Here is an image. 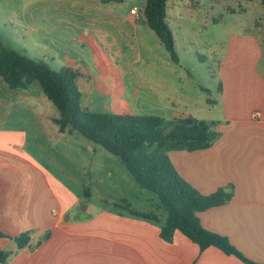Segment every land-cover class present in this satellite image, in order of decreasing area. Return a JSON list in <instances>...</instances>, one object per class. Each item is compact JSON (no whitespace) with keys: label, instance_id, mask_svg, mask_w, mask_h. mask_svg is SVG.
<instances>
[{"label":"crops","instance_id":"obj_1","mask_svg":"<svg viewBox=\"0 0 264 264\" xmlns=\"http://www.w3.org/2000/svg\"><path fill=\"white\" fill-rule=\"evenodd\" d=\"M57 25L61 29H55L56 51L62 58L58 65L78 72L84 107L96 113L125 110L148 115L133 105L140 99V90L129 84L126 70L114 73L115 68L110 72L97 64L82 66L83 33L76 34V28L64 21ZM98 31V43L103 46L108 34ZM87 52L93 55V50ZM33 86L22 91L32 94ZM227 88L225 118L217 121L220 138L208 149L172 151L169 158L181 177L203 195L232 186L230 202L198 213L201 225L229 238L245 257L264 264V81L242 85L229 80ZM39 93L43 104L32 97H14L6 108L8 100H0V233L5 235L0 237V249L9 253L0 264H245L217 248L200 251L180 232L172 242L164 241L160 232L167 213L160 202L155 209L144 208V199L141 209L129 204L131 210L156 213L159 222L131 215L127 205H120L119 211L89 203L86 217H81L75 210L81 199L76 192L78 186L81 190L78 154L80 147L94 152L96 148L76 131L60 132L55 123L59 114L45 111L50 106L45 94ZM11 109L23 115L13 119L1 114ZM256 111L261 118H253ZM165 112H173L172 118L181 116L175 110ZM65 175L71 189L64 186ZM25 232L31 233V241L21 249L14 237Z\"/></svg>","mask_w":264,"mask_h":264},{"label":"rangeland","instance_id":"obj_2","mask_svg":"<svg viewBox=\"0 0 264 264\" xmlns=\"http://www.w3.org/2000/svg\"><path fill=\"white\" fill-rule=\"evenodd\" d=\"M145 6L146 0L109 4L99 0H0V46L45 61L58 70L62 58L56 51L55 29L60 21L67 22L76 28V34L83 33L86 38V49L81 48L85 54L82 66L97 64L110 72L115 68L114 73L126 70L129 84L134 83L140 90V99L137 102L131 99L133 105L139 112L163 113L161 117L167 119H172L173 112L168 115L165 110L171 109L181 115L217 122L225 118L229 80L242 85L264 81L262 0H168L167 22L177 61L148 27ZM134 7L138 16H130ZM130 19L139 20L140 24L136 27ZM102 29L108 34L103 37V46L97 36ZM89 49L93 55L88 54ZM33 87L32 94L11 90L0 77V100H8L6 108L11 107L14 97L17 100L32 97L43 104L39 93L43 92L42 87L39 83ZM46 100L50 107L45 111L58 115L57 108ZM1 114H10L9 118L15 119L23 111L1 110ZM78 136L96 148L94 152L80 147L78 154L82 166L78 172L81 190L78 186L76 192L81 193V199L75 210L81 217H86L84 210L89 203L119 211L120 205L130 208L129 204L135 209L145 204L144 208L155 209L159 203L157 195L136 184L119 157L81 134ZM63 180L64 186L71 189L69 177L65 175ZM73 187L76 189L77 185ZM85 189H89V197L82 194ZM67 197L64 193L65 201Z\"/></svg>","mask_w":264,"mask_h":264},{"label":"trees","instance_id":"obj_3","mask_svg":"<svg viewBox=\"0 0 264 264\" xmlns=\"http://www.w3.org/2000/svg\"><path fill=\"white\" fill-rule=\"evenodd\" d=\"M121 1L101 0L103 4ZM167 1L146 0L144 14L148 27L158 35L177 61L172 32L167 22ZM262 3L264 5V0ZM0 77L11 90H26L34 83H39L47 99L59 112L55 123L60 132L76 131L119 157L135 182L156 194L161 208L167 213L160 232L164 241L172 242L175 233L180 232L198 245L200 251L217 248L227 255H234L245 264H259L245 257L229 238L205 229L198 217L199 212L230 202L234 196L232 186L203 195L181 177L169 158L172 151L192 153L210 148L222 135L218 131V122L200 120L192 115L167 119L125 110L121 113L93 112L82 104V93L77 82L79 74L75 69L64 66L54 70L45 61L1 46ZM85 193L90 196L89 189ZM129 211L133 216L159 222L156 213ZM0 237L5 235L0 233ZM14 240L22 249L31 241V233L25 232L14 237ZM8 258L9 253L0 249V262L4 263Z\"/></svg>","mask_w":264,"mask_h":264},{"label":"built area","instance_id":"obj_4","mask_svg":"<svg viewBox=\"0 0 264 264\" xmlns=\"http://www.w3.org/2000/svg\"><path fill=\"white\" fill-rule=\"evenodd\" d=\"M130 13H131V15L138 16V9H137V7L132 8L131 11H130ZM253 118L254 119L261 118L260 111H256L255 113H253Z\"/></svg>","mask_w":264,"mask_h":264}]
</instances>
